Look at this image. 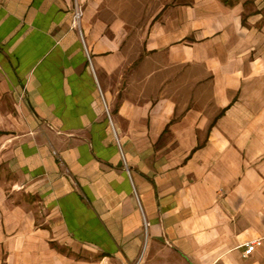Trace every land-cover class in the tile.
Returning <instances> with one entry per match:
<instances>
[{
    "label": "crops",
    "instance_id": "crops-1",
    "mask_svg": "<svg viewBox=\"0 0 264 264\" xmlns=\"http://www.w3.org/2000/svg\"><path fill=\"white\" fill-rule=\"evenodd\" d=\"M0 74V264H264V0H0Z\"/></svg>",
    "mask_w": 264,
    "mask_h": 264
},
{
    "label": "rangeland",
    "instance_id": "rangeland-1",
    "mask_svg": "<svg viewBox=\"0 0 264 264\" xmlns=\"http://www.w3.org/2000/svg\"><path fill=\"white\" fill-rule=\"evenodd\" d=\"M251 1V0H248ZM248 2L247 4H249ZM14 92L10 90L7 86H4V77L0 74V132H15V128L19 126L22 114L18 108ZM0 138V178L7 181V193L13 195L15 193L24 191L26 189L24 184L16 183L15 177L13 175L7 174L5 172V155H6V142L1 141ZM29 197L28 202L32 204L33 209L37 214V218L42 215V210L39 204H36V199H32V194H24ZM45 216V214H44Z\"/></svg>",
    "mask_w": 264,
    "mask_h": 264
},
{
    "label": "built area",
    "instance_id": "built-area-1",
    "mask_svg": "<svg viewBox=\"0 0 264 264\" xmlns=\"http://www.w3.org/2000/svg\"><path fill=\"white\" fill-rule=\"evenodd\" d=\"M82 18H83V7L79 3H76L74 16H73V25H74V27H76V28H78L80 30V35L82 37V41H83L84 47H85V49L87 51V47H86V44H85L83 31L81 29V20H82ZM87 53H88V51H87ZM88 58L90 59V55L89 54H88ZM260 245H262V239H258V240L246 243L244 255L245 256L251 255L256 250V248L258 246H260Z\"/></svg>",
    "mask_w": 264,
    "mask_h": 264
},
{
    "label": "trees",
    "instance_id": "trees-1",
    "mask_svg": "<svg viewBox=\"0 0 264 264\" xmlns=\"http://www.w3.org/2000/svg\"><path fill=\"white\" fill-rule=\"evenodd\" d=\"M225 2H227V3H229L230 2V0H224Z\"/></svg>",
    "mask_w": 264,
    "mask_h": 264
}]
</instances>
